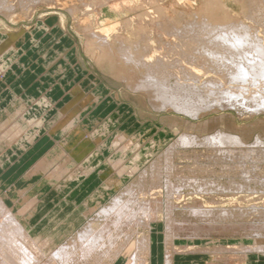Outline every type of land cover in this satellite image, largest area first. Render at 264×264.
<instances>
[{
    "label": "bare ground",
    "instance_id": "6f19581e",
    "mask_svg": "<svg viewBox=\"0 0 264 264\" xmlns=\"http://www.w3.org/2000/svg\"><path fill=\"white\" fill-rule=\"evenodd\" d=\"M110 1L113 2V0ZM139 1V4H148L153 7L130 17L136 19L135 23L130 18L122 22H109L107 18L102 26L99 25L100 27L95 26L98 24L90 18L87 19L86 14V16L82 14L80 18H76L78 16L74 14L77 11L80 12L82 6H87L83 9L85 12L93 11L98 14L99 10L95 9L102 2L107 3L106 0H0V14L9 17L14 14L17 16L20 12L19 15L27 14L29 18L28 15L38 5L57 4L59 7L68 8L73 18L75 17L78 22L81 20L79 22L81 25H78L84 31L86 45L88 49H92L95 62L106 59L111 66L117 58L120 59L117 62L121 61L120 64L124 63L128 67L126 69L122 66L121 70L125 68L132 74L126 73L121 78L132 90L145 93L156 108L174 109L191 118L204 115L210 109L216 111L215 108L225 107L235 109L238 113L239 111L264 112V0H237L244 3L241 9L243 19L235 20L230 13L233 17L222 23L211 21L206 15L200 18L196 15L190 16L191 14L188 15L191 13L190 9L187 10L188 12H183L180 11L182 9V7L179 8L180 6L176 7L180 9L179 11L171 10L169 14L164 10L163 4H160L162 0ZM211 1L208 0L204 7L202 5V9H200L201 4L197 8L204 12L214 4ZM118 3L110 2V8L113 6L115 9ZM132 5L134 4L131 3L130 6L126 4L125 6H128L126 9H131ZM121 9L118 7V10ZM131 11L133 12V9ZM125 27L134 28L136 39L130 41L128 39L129 42L125 40L121 32ZM117 62L115 61L112 65H117ZM91 97L93 96L84 98L74 105L73 109H69L70 111H64V108L59 110L58 117L51 127L53 131L69 128L73 135L78 134L77 136L82 137L79 149L72 154V160L68 159L69 162L74 163V166L69 168L66 163H59L52 167L54 159L46 155L29 169L26 178L41 175L44 180L51 182L59 178L63 180L64 173H67L66 178L70 183L88 181L93 178L91 175L94 170L88 164L98 157V152L102 151L106 145L98 134L106 129L108 122H104L102 126L86 134L77 124L80 123L83 111L88 110L86 106L90 104ZM34 102L35 106L43 105L41 100ZM15 108L17 109V104ZM17 110L20 112L18 119L11 121L12 118L9 117L8 120L0 122L2 145L3 143L15 144L24 136L31 143L33 137L28 133L25 135L24 129H32V126L41 124L39 119H24L23 115L28 113L29 109L18 106ZM207 123H190L186 127L187 130L185 129L174 138L162 153L157 154L154 160L144 168L139 165L141 160H145L138 146L142 137L128 135L125 132L115 136L109 147L107 146L112 152L107 160L110 171L101 173L102 187L98 189L101 198L113 192L110 194L112 195L110 201L99 207L97 205L89 206L87 209L85 207L86 211H83L82 217L84 216L83 218L87 221L73 237L71 236V242H66L67 239L64 238L61 241L60 233L62 232L59 231L48 235L42 234L40 230L38 231L41 233L30 232L32 227L30 219L38 206L33 203L25 208V200H19L16 208L10 207L0 197V264H147L146 256L153 254L152 246L157 242L159 244L162 242L164 246L163 264H172L173 256H175L173 253L181 252L175 246V243L180 241V237L176 238L179 232L188 230L193 234L199 232L205 234L208 231H224L230 229L228 225L239 224L230 219L236 220L238 217L253 213L263 216L264 208L256 204L247 208L241 206L247 199L256 201L258 198L251 197L257 194V191H254V187L250 188L251 181L255 180V175L259 171L258 164L253 159L250 160L255 158L252 156L253 149L256 148L244 151L242 146L245 143L241 137L233 134V130L231 133L218 126L211 133L196 134L195 129H198V132L204 131L207 129ZM255 139L253 143L258 146L257 144L261 141L258 136ZM200 146L211 149L212 152L208 155L212 154L211 156L215 158L216 162H213V165L207 160L206 163L194 160L191 165L188 164L184 168L177 165L174 156L181 154V147L193 149ZM262 154L264 158V152ZM215 164L219 165V171L212 167ZM51 167V170L45 172L46 168ZM185 170L187 174H184ZM134 175H136V183L130 182L123 186V180ZM85 177L88 178L85 179ZM22 190L19 191L21 194ZM23 197L27 198V196ZM96 204H100L99 201ZM179 208L184 210L185 217L176 216V210ZM24 212L26 214L23 215ZM92 215L94 217L89 218ZM161 220L164 231L159 235L158 221ZM255 225H252L254 229ZM147 226H151V230H147ZM257 231V234L250 236L252 242L250 246L230 248L218 246L212 251L213 253L222 252L224 257L232 254L231 259H234L235 255V258L238 256L245 258L251 251L264 254V234L259 233L260 227ZM195 236L197 237L198 234ZM240 248H243V254L238 251ZM185 250L182 249V251ZM205 250H207L206 247ZM121 256L124 257L122 260H120ZM224 257L222 258L226 259Z\"/></svg>",
    "mask_w": 264,
    "mask_h": 264
},
{
    "label": "rangeland",
    "instance_id": "374dc122",
    "mask_svg": "<svg viewBox=\"0 0 264 264\" xmlns=\"http://www.w3.org/2000/svg\"><path fill=\"white\" fill-rule=\"evenodd\" d=\"M114 1L117 3L119 2V5H116L117 11L116 8L114 9L113 6H111L112 8H110L109 5L110 2L113 3ZM128 1L129 3H127ZM106 2L108 4H103L102 2V4L97 6L95 10H99L98 14L93 11H90L89 13L85 12V10L83 9L87 6H82L80 12L77 11L74 15L78 16L76 18H80L82 14L84 16L87 15V19L90 18V20L98 24H95V26H102L103 22L105 23L107 18L110 20L109 22H122L126 18L134 17L135 14L139 12H145L147 9H152L153 7L148 4H139V0H127V2L125 0H113V2L110 0H106ZM207 2L208 0H206V2L205 0H162L160 4H163L165 8L164 10H166L169 14L171 13L169 11H173L175 9L176 11H179L182 7L180 11L183 12H186L190 9L191 13L188 14H191L190 16L196 15L198 18H200L202 15H206L208 19H211V21H215L218 23H222L223 21L226 22L230 20V18L233 16L235 20L243 19L241 13V9L244 6L243 2H239L237 0H212L211 3L213 4L214 2V4L209 7L208 10H204V12L202 10L200 11V9H202L201 6L203 5L204 7ZM124 3L129 6L131 5V3L134 4L131 8L133 9V12L131 11V9H126V7L128 6H125L126 4ZM55 5H38V7H36L32 11V13H30L31 16L30 14L28 15L29 18L27 17V14H24L23 16L21 13V15H19L20 12L17 13V19V16L15 14L9 17L0 14L1 56L8 49V47L13 44V42H11L13 41V38H21L25 36L24 33L30 34L25 36V39L23 41H20L22 43H19L17 45L16 50H9V53H6L5 55H3L4 57L0 59V65L6 64L4 67H7L9 71V73H7L0 70V81L5 86L11 85L13 95L17 97H13L12 99L10 98L11 100L9 99L6 103H4L3 106L5 108L9 106L12 107V104H17L23 100L21 103L27 104L24 105L25 108L30 109V106L32 105L31 102L43 98L44 95H46L49 86H54V84H57L58 87L55 90V92L57 93L55 95V98H57L54 101H51V104L46 105L45 109L43 111L41 110L40 112L41 116H43L46 120V125L48 127L46 130L52 131L53 128L51 127H53V122H55L58 117L59 110H62L64 108V111H70L71 109H73L74 105L78 104V102H81L84 98L92 95L93 97H91L90 104L86 106V109L88 110L83 111L80 118V123L78 122L77 124L80 125V128L83 129L86 134L90 133L93 129H97L104 122H108L106 129L100 131V133L98 134V136L101 135V138L103 139V142L106 143V145L102 149V151L98 150V157H96L93 161H91V163L88 164L94 170L91 176L93 177L92 179L90 178L88 181L84 180L85 182L77 181L70 183L66 178L67 173H64L62 174V178L65 177L63 180L59 178L56 181L49 182L47 180H44L43 176L39 175L36 179L32 181L30 185H26L25 180H20H22L23 175L26 173L29 166L39 156H43L45 153L46 154L44 156L47 155L49 158H52V160L54 159L52 167H55L59 163H66L69 168H72L74 166V163L72 164V162H69L68 159L72 160V154L76 150H78V147L82 144V137L77 136L78 134L73 135L71 129L69 128L67 130H61L59 128L58 130L53 131L51 136L52 139L50 143L47 144L45 151H39L40 153L38 152L36 159L35 157H31L29 159L24 160L25 162L19 163L16 167H14L13 171L11 172V175L14 173L13 180L10 185H6L3 191L6 192V190H8L9 188H14L16 190L23 189L22 194L18 196V200L16 201L14 207L17 205L22 195L25 194L30 197H35L37 195V198L40 203H42V205L44 204V206L51 208V213L46 214V216H44L43 220L40 222L42 223L40 230L42 231V234L48 235L51 232L59 231L62 232L60 233L62 235L61 239L66 238V242H71V238L75 235L77 230H80L87 221L85 218H83L84 216L82 217L83 211L85 212L89 206L97 205L99 207L108 204V202L110 201V198L112 196L110 194H112L113 192L110 194H105V196L101 198V196H99L98 189L102 187L100 181V179H102L101 173H108L110 171L107 160L112 155V152L110 151V149H108V147L112 143L111 140H113L115 136L119 135V133L121 132H125L128 135H137L142 137L139 141L140 143L138 144V146H140V149L142 150V157L145 156V160H141L139 165L140 167L142 166L144 168V166H147L148 163L150 164L152 160H154L153 158L156 157L157 154H161L162 151L168 146V144H170V142L174 138H176L185 129L187 130L186 127L190 125V123L201 124L208 122L206 127L207 129H205L204 131L201 130L199 132L198 129H195L196 134L201 135V133H211L213 132V130H215V128L218 127L228 132H231V130H233V134H236L237 136L241 137L243 142L245 143L242 146V149L244 151L256 148L253 149L252 156L255 158H251L250 160L253 159V161L258 164L259 171L255 175V180L251 181L250 188L254 187V191H257V194H255L254 196L252 195L251 197L258 198L256 201H253L251 198L247 199L245 202H242L241 206L243 208H247L251 205L256 204L260 208H264V158L262 154L264 152V112L250 113L247 111H239L238 113V111L235 109L225 107L222 109L215 108L216 111L214 109H210L206 111V113L204 112V115L201 114L197 118H191L188 115H184L183 113L177 112L176 110L174 111V109L154 107L153 103L149 101L145 93L132 90L131 87L127 85L126 81L121 78L122 75H126V73L128 75L132 74L130 70V72L128 70H125V68L128 69V67L124 63L120 64L121 61L117 62L120 59L118 60L117 58L115 60L118 66L112 65L113 62H109V64L111 63V66L113 68L108 65L109 60L107 61L106 59H102V62L101 60L95 62L96 59L92 55V49H88L89 47L88 45H86V36H84L85 34H83L84 31L82 30V27L81 29L79 28V25H81L79 24V22L81 20L78 22L75 17L73 18V15L72 13H70L68 8L65 9L64 6L59 7V5H57V7ZM142 5L143 7H141ZM199 5L200 9L197 8ZM120 6L123 9H121ZM118 7L121 10H118ZM176 7H179L180 9ZM183 8L187 9L184 10ZM130 19H132L133 23L136 22V19ZM121 32L122 35L125 37V40L127 39V41L128 39L129 41L136 39V32L134 33L133 27H125V29H123ZM86 49H88V51ZM90 56H92V58ZM122 66L125 68L121 70V68H123ZM67 82L68 84H66ZM44 83H47V86H44ZM23 93L26 95H23ZM19 98L22 100H20ZM236 125L238 128L236 127ZM43 133L44 132H42V134ZM257 133L259 134L257 135ZM257 136L258 139H260L259 141H261L262 143L261 144L259 142L257 144L258 146L255 145L256 143H253V141L256 140L255 137ZM47 142H49L48 138ZM259 144L261 145L259 146ZM157 146L158 148H156ZM180 150L181 154H179L178 156H174V159L175 162L178 163L176 164L181 168H184L188 164L191 165L194 160H198V162L202 163H206L207 160V162L211 163L212 165L214 164L213 162H216L215 158L211 156L212 154L208 155V153L212 152L211 149H206L205 147L200 146L193 149L181 147ZM67 156L70 157L67 158ZM212 159L214 161H212ZM73 161L75 162V159ZM52 167L46 168L45 172L51 170ZM212 167H214L216 171H219V165L215 164ZM187 173L188 172L185 170L184 174ZM260 173H262L260 175L261 177L259 176ZM136 175L128 176L126 179H124L123 186L127 185L130 182L136 183ZM202 175L204 176V174ZM59 188H61L62 190ZM249 191H251V189ZM95 201H99L100 204H96L97 202ZM8 204L12 206L11 203ZM183 211L184 210L182 208L177 209L175 213L176 216H178V218L185 217ZM92 217H94V215L90 216L89 218ZM36 218L38 219V216ZM230 220L236 221L241 226L239 224L228 225L230 229H226L224 231H208L205 234L203 232H199L197 233L199 237H194V235L197 234H193V232L191 231H181L176 236V238L180 237V241H178V243H175V246L178 247V249H180L183 254H194V252H196L197 250L198 253L196 252L195 254H197L198 256L196 257V261L194 262V264H211L213 262V264H264V254L262 252L260 253L251 251L252 253L249 252L247 254V257L245 258L241 256L235 258V255L233 257L234 259H231L232 254H230L228 257H226L225 255L224 257V253L222 252L216 251V253H213L212 249L214 247L218 248V246L219 248H230L242 245L250 246L252 243L250 240V236L251 234H257V229L259 227L261 230L259 233L262 235L264 234V215L262 216V214H246L242 217L236 218V220L235 218ZM158 222L160 224V226H158L160 227L161 231L159 235H161L162 231H164L163 221L161 220ZM252 225H255V229L254 227H252ZM44 227H46L47 230L44 229ZM150 227H148L147 230H151ZM147 230L146 232L150 233ZM40 231L34 230L32 233L36 234V232ZM205 247L208 251H204ZM199 248L202 249L200 250ZM182 249L186 250L182 251ZM238 251H240L242 254L244 253L243 248L238 249ZM169 252L172 254L170 249ZM176 252L177 251H175L173 254H177ZM222 257L226 259H223ZM123 258L124 257L121 256L120 260H122Z\"/></svg>",
    "mask_w": 264,
    "mask_h": 264
},
{
    "label": "crops",
    "instance_id": "0c3cea01",
    "mask_svg": "<svg viewBox=\"0 0 264 264\" xmlns=\"http://www.w3.org/2000/svg\"><path fill=\"white\" fill-rule=\"evenodd\" d=\"M28 34L29 33H24L25 36H27ZM25 36H23L21 38L20 37L15 38V39L13 38L12 39L13 40L12 41L13 44L8 47V49L3 53V55H5L6 53H9V50H13V49L16 50L17 45L19 44L20 41H23L24 40ZM2 56L0 57V59H2L4 57V56L3 57ZM5 65L6 64L0 65V70L9 73L7 67H4ZM3 68H5V69H3ZM46 84L47 83H44L43 85L44 86H47ZM0 85H1V87H0V122H4V121L8 120L9 117L12 118L11 121L13 119H18V116L20 114V112H18V110H17L18 109V106H21L22 108L23 107L25 108L24 105H26V104L25 103H22L21 104V102H22L21 101V102L17 103V109L15 108V105L16 104H12V107L9 106L10 109H9V107L5 108L3 106L4 103H6L10 98L12 99L13 97L14 98H17V97H15L13 95V91L11 89L12 88L11 85H6L5 86V85H3V83L1 81H0ZM57 87H58L57 84H54V86H49V89L46 92V95H44L43 98H40L38 100V101L41 100V102H43V105L42 106L41 105H39V106L36 105L37 106L36 107L35 106L36 103L35 102L34 103L31 102L32 103V105L30 106L31 108L30 109L27 108V109H29L32 112L29 111L28 113H26V114L23 115L24 116V119H26V120L39 119L41 121V124L39 126H32L31 127L32 129H30V128L24 129L25 135L27 133L32 135L33 138H32L31 143L27 139H25V136L23 138H20L18 140V142H16L15 144H13V143H11V144H4L3 143V145H2V143L0 142V197L4 200V202L7 205H9L8 203H11L12 206L9 205L10 207H14V205L16 204V201L18 200V196L21 195V193L19 192L20 190H16L14 188H9L8 190H6V192L3 191L4 188L6 187V185H10V183L13 180V174L14 173L11 175V172L13 171L14 167H16L19 163L25 162L24 160L29 159L31 157L32 158L35 157V159H36V157L38 155V152L41 151V150H44L45 151V149L47 147V144H49L50 141H51V139H52L51 136H52V131L53 130L52 131H50V130L47 131L46 130L48 128L47 125H46V120L44 119L43 116H41L40 112H41V110L43 111L45 109L46 105L51 104V101H54L57 98V97L55 98V95L57 94L55 92V90H56ZM25 93H27V92H25ZM23 95H26V94L23 93ZM22 97H26V96H22ZM5 113H7V114H5ZM31 115H33V116H31ZM42 132H44V133L42 134ZM47 138H48L49 142H47ZM41 157L42 156H39L29 166V168L27 169L26 173L23 175L22 180H20V181L25 180L26 185H30L32 183V181L38 177V176H34L32 178L31 177L26 178V174L29 171V169ZM86 178H88V177H85V179ZM82 182H85V181L83 180ZM23 196H27V198H25ZM20 198H23V199H20V200H23V201L25 200L26 201V202L24 201L25 208L27 207V205H31L33 203H34V205L36 204V206H38L37 209H35V212H34L36 215L33 214L32 218L30 219V225L32 226L30 228V232L34 231L36 229V227H39V226L40 227L37 228L36 230L37 231L38 230H41L42 224H40V222L43 220V217L46 214H50L51 213V208H48L46 206H43L44 204L42 205V203H40V201L37 198V195L35 197H30V196L28 197V195H25L24 194ZM45 200H46V198H45ZM21 205L19 206V208L21 207ZM28 210H30V209H28ZM18 211H19V209H17V212ZM24 214H26V212H24L23 215ZM21 216L22 215H20V217ZM37 216H38V219L36 218ZM44 229H46V227H44ZM44 229H42V230H44ZM159 231H160V229H159ZM65 240H66V238H65ZM61 241H63V239ZM156 245H158V246L156 247ZM152 248H153V254L146 256L147 264H163L162 257L164 255V247H163L162 242L160 244H159V242L155 243L152 246ZM197 256L198 255L195 254V253L194 254H190V253H187V254L180 253V254H178L177 253V254H175V256H173L172 264H194V262L196 261V257ZM114 264H116V263H114ZM117 264H120V263H117Z\"/></svg>",
    "mask_w": 264,
    "mask_h": 264
}]
</instances>
